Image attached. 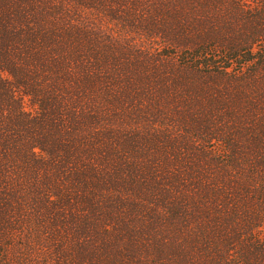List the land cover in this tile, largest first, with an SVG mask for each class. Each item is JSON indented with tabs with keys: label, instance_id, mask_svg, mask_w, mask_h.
<instances>
[{
	"label": "trees",
	"instance_id": "trees-1",
	"mask_svg": "<svg viewBox=\"0 0 264 264\" xmlns=\"http://www.w3.org/2000/svg\"><path fill=\"white\" fill-rule=\"evenodd\" d=\"M0 264H264V0H0Z\"/></svg>",
	"mask_w": 264,
	"mask_h": 264
},
{
	"label": "rangeland",
	"instance_id": "rangeland-1",
	"mask_svg": "<svg viewBox=\"0 0 264 264\" xmlns=\"http://www.w3.org/2000/svg\"><path fill=\"white\" fill-rule=\"evenodd\" d=\"M26 107H27V109H28L29 111L32 110V109L29 107V103H28V102L26 103Z\"/></svg>",
	"mask_w": 264,
	"mask_h": 264
}]
</instances>
